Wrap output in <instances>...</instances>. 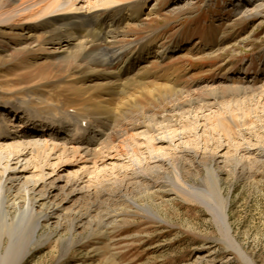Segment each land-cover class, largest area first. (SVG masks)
<instances>
[{"label":"rangeland","instance_id":"obj_1","mask_svg":"<svg viewBox=\"0 0 264 264\" xmlns=\"http://www.w3.org/2000/svg\"><path fill=\"white\" fill-rule=\"evenodd\" d=\"M19 4L0 0V114L14 102L50 115L53 104L81 105L83 86L98 96L96 87L110 84L105 145L124 159L43 223L22 264H264V0H132L125 27L108 38L116 50L131 48L119 68L148 52L166 55L146 58L128 78L89 82L95 65L54 52L39 24L35 36L18 38L27 25L1 13ZM96 13L86 15L95 22L87 32L111 20ZM174 183L186 190L170 193ZM10 223L0 218V229Z\"/></svg>","mask_w":264,"mask_h":264},{"label":"bare ground","instance_id":"obj_2","mask_svg":"<svg viewBox=\"0 0 264 264\" xmlns=\"http://www.w3.org/2000/svg\"><path fill=\"white\" fill-rule=\"evenodd\" d=\"M131 1L99 0L96 3L95 0H20L14 10H9V14L2 12L1 16L6 17L5 22L18 19L20 23L27 25L20 32L19 39L35 36L37 29H33V24H39L44 35L49 37L54 52H61L64 58L68 59H83L91 65L90 68H96L94 72L86 74V81L100 76H113L122 80L125 76L128 78L132 72L134 74V68L141 66L146 58L148 61L154 56L166 55L165 51L154 54L148 52L146 55L142 54L139 60L127 59L124 68H119V63L129 56L131 48L127 50L119 47V50H116L113 44L110 45L108 38L115 37L125 27L130 18L127 7ZM29 6H34L33 10L30 11ZM91 11L101 12L96 13V17L111 11V20L105 19L103 24L96 26L95 31L87 32L88 27L95 23L86 16ZM33 15L35 17H32ZM80 26L83 28L82 33L87 32L81 35L84 37L81 41L79 36L75 35V30L81 28ZM133 54L135 53L132 52L131 55ZM118 85L120 87V83ZM92 86L93 84L89 83L79 90L84 94L81 105L66 102L64 108L61 104H53L56 110L50 115L41 114L39 109L14 102H10L6 107V113L0 114V218L11 222L9 229H0V264H22L32 249L30 241L33 240V247L40 243L43 236L38 237L37 233L45 221L57 218V215L64 211L65 205L73 202L74 198L91 193L93 185L90 184L94 183V178L104 172L120 170V160H124L120 157V151L105 145L112 119L107 116H110L111 110L108 109L106 97L103 95H108L112 85L105 88L96 87L101 91L98 96ZM42 101L44 104L45 100ZM9 108H12V113ZM14 116H19L20 119L12 122ZM157 142L162 143L163 140L158 139ZM108 143L110 145V142ZM259 155L264 157V151L259 152ZM157 159L169 164V161L163 158ZM73 167L76 168L74 177L70 174L67 181L63 180L64 172ZM152 181L156 187L168 183ZM174 185L169 189L170 193L174 189L186 190L178 183ZM128 187L129 185L127 189ZM14 190L16 193L10 199L7 193ZM60 192L62 197L58 195ZM10 207L15 209L13 213ZM217 212L220 223L229 230L226 212L219 210V207ZM103 225H106L104 221L101 223V226ZM28 227L32 231H29L32 237H29L30 240L24 247L21 246L19 251L14 252L12 248L16 238L22 237V234L29 230ZM3 236L9 240L7 246Z\"/></svg>","mask_w":264,"mask_h":264}]
</instances>
